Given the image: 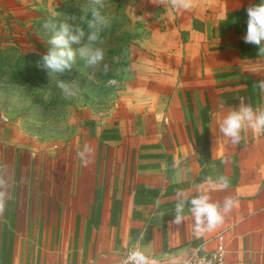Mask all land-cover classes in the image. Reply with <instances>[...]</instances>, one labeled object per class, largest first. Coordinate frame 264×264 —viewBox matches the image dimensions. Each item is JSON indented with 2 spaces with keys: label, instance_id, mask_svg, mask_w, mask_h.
Wrapping results in <instances>:
<instances>
[{
  "label": "crops",
  "instance_id": "0c3cea01",
  "mask_svg": "<svg viewBox=\"0 0 264 264\" xmlns=\"http://www.w3.org/2000/svg\"><path fill=\"white\" fill-rule=\"evenodd\" d=\"M136 1L155 17L151 33L160 41L140 60L148 72L133 76L129 108L87 122L81 127L85 144L54 157L52 170L37 156L35 173L14 148V133L5 140L8 125L0 128V161L8 158L11 167L16 158V171L8 175L19 179L0 214V264H120L125 250L135 247L171 264L219 243L225 264H264V135L248 130L232 145L217 127L241 100L264 107L255 87L264 78V57L250 55L258 46L243 39L247 8L258 2L194 0L191 10L178 11ZM115 121L120 139L104 140L100 148L102 129ZM85 145L94 149L87 166L77 155ZM220 176L230 185L211 191L213 201H237L224 224L196 236L187 206L185 220L173 224L177 194L190 198L207 188L206 178ZM33 177L36 187L28 192Z\"/></svg>",
  "mask_w": 264,
  "mask_h": 264
},
{
  "label": "rangeland",
  "instance_id": "374dc122",
  "mask_svg": "<svg viewBox=\"0 0 264 264\" xmlns=\"http://www.w3.org/2000/svg\"><path fill=\"white\" fill-rule=\"evenodd\" d=\"M85 2L0 0V57H3L0 59V128L8 125L7 142L10 133H14L13 146L27 157L24 165L30 172L37 169V156L43 157L39 161H44L45 170H52L54 157L73 152L76 143L83 146L85 133L81 127L87 122L112 119L117 110L131 106L133 76L140 70L148 72L147 67L139 65L140 60H147L149 53L153 54L151 46L160 41L151 33L156 20L147 7L136 0H107L105 13L112 17V22L101 33L98 44L105 50L104 62L89 67L77 52L72 69L61 77L77 85L76 94L66 96L50 79L48 71L37 66L41 55L50 47V34L42 25L53 16L61 20L79 17L80 6ZM2 64L7 67L2 69ZM0 163L16 171V158L11 167L8 158H1ZM15 181L19 179H11V185ZM35 187L33 177L27 184L28 192ZM29 196L31 202L32 195Z\"/></svg>",
  "mask_w": 264,
  "mask_h": 264
},
{
  "label": "clouds",
  "instance_id": "9594fccd",
  "mask_svg": "<svg viewBox=\"0 0 264 264\" xmlns=\"http://www.w3.org/2000/svg\"><path fill=\"white\" fill-rule=\"evenodd\" d=\"M160 5H168L178 11H188L193 8L194 0H154ZM107 0H86L81 7L79 17L72 16L61 20L53 16L44 21L42 27L50 34L48 43L50 47L41 55L37 66L46 69L50 79L54 80L56 87L66 96L76 94L77 85L72 80H66L64 73L70 71L76 62L77 52L87 66L95 68L104 62L105 50L99 47L101 33L111 26L112 17L105 13ZM247 31L244 36L245 43L258 46V57H264V0L247 8ZM69 19L72 21L69 23ZM78 45L73 49L72 45ZM105 67H107L105 65ZM255 87L264 95V78H259ZM218 133L225 143L238 145L246 139L247 131L256 135H264V107H253L251 103L241 100L239 107L233 108L217 123ZM94 149L85 145L77 155L83 165L92 162ZM207 188L200 187L190 198L182 193L177 195L180 199L174 207L175 216L173 224L179 225L185 220V207L193 218V234L200 236L205 232L215 231L224 224L226 216L237 205L231 197H225L222 203L213 201L210 193L213 190H225L230 185L226 176L213 180L206 178ZM11 178L8 175L7 165L0 163V214L6 211L11 199ZM120 264H158V261L141 247L131 249ZM171 264H189L186 259L173 258Z\"/></svg>",
  "mask_w": 264,
  "mask_h": 264
},
{
  "label": "built area",
  "instance_id": "2783aa9c",
  "mask_svg": "<svg viewBox=\"0 0 264 264\" xmlns=\"http://www.w3.org/2000/svg\"><path fill=\"white\" fill-rule=\"evenodd\" d=\"M131 249L133 248H128L125 250L122 259L127 256ZM225 252L226 248L223 243L215 245L208 251L204 250L203 254H200V250L198 248H194L191 252H189L186 260L189 261V264H225ZM150 255H152L158 261V264H162L160 258L154 254Z\"/></svg>",
  "mask_w": 264,
  "mask_h": 264
},
{
  "label": "trees",
  "instance_id": "16d2710c",
  "mask_svg": "<svg viewBox=\"0 0 264 264\" xmlns=\"http://www.w3.org/2000/svg\"><path fill=\"white\" fill-rule=\"evenodd\" d=\"M257 2L259 3L260 0H257ZM250 45H252V44H250ZM240 49H241L242 55L245 54L244 51H243V49H244V42L243 41H240ZM257 54L258 53H255V52L250 53V55H257ZM21 57H23V56H21ZM0 59L2 61L3 60V57H0ZM19 59H20L19 61L21 62L22 61V58H19ZM5 66L7 67V65L2 64L1 65V68L2 69H5ZM15 69L18 72L20 71V68L19 67H15ZM4 73H6V70H5ZM118 124L119 123L117 121H115L112 124L107 125V126H105L102 129V132H101V135H100V138H101L100 148H101V145H102V141H104V140L120 139L121 136H120V133H119ZM206 147H207V149H209V144L207 143V137H206ZM96 201H97V197H96ZM99 205H100V201H98L97 206H99ZM93 211H92V216H93Z\"/></svg>",
  "mask_w": 264,
  "mask_h": 264
},
{
  "label": "water",
  "instance_id": "95a60500",
  "mask_svg": "<svg viewBox=\"0 0 264 264\" xmlns=\"http://www.w3.org/2000/svg\"><path fill=\"white\" fill-rule=\"evenodd\" d=\"M203 252H200V254H202Z\"/></svg>",
  "mask_w": 264,
  "mask_h": 264
}]
</instances>
